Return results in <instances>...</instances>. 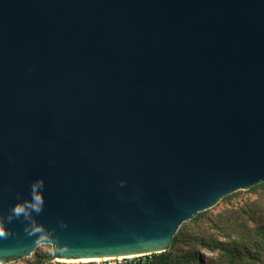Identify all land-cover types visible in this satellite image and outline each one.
<instances>
[{"label": "water", "instance_id": "1", "mask_svg": "<svg viewBox=\"0 0 264 264\" xmlns=\"http://www.w3.org/2000/svg\"><path fill=\"white\" fill-rule=\"evenodd\" d=\"M41 177L46 243L6 219ZM261 182L264 0H0V262L161 252Z\"/></svg>", "mask_w": 264, "mask_h": 264}, {"label": "trees", "instance_id": "2", "mask_svg": "<svg viewBox=\"0 0 264 264\" xmlns=\"http://www.w3.org/2000/svg\"><path fill=\"white\" fill-rule=\"evenodd\" d=\"M257 187L262 189L253 197L183 222L170 246L154 253L153 264H264V182L250 189Z\"/></svg>", "mask_w": 264, "mask_h": 264}, {"label": "clouds", "instance_id": "3", "mask_svg": "<svg viewBox=\"0 0 264 264\" xmlns=\"http://www.w3.org/2000/svg\"><path fill=\"white\" fill-rule=\"evenodd\" d=\"M44 180L38 178L30 185V198L20 199L21 194L17 193V202L12 206L7 215V223L13 219H23L25 223V233L35 237L36 243L48 242L52 233L40 222L36 215H39L44 207L43 196ZM34 213L36 215H34ZM63 223V222H62ZM11 235L10 230L6 228V221L3 215H0V239H7Z\"/></svg>", "mask_w": 264, "mask_h": 264}, {"label": "built area", "instance_id": "4", "mask_svg": "<svg viewBox=\"0 0 264 264\" xmlns=\"http://www.w3.org/2000/svg\"><path fill=\"white\" fill-rule=\"evenodd\" d=\"M154 253H135L127 255L102 256L97 259L79 260L56 256L53 251L50 255L39 259L38 264H153ZM20 258L7 259L0 264H19Z\"/></svg>", "mask_w": 264, "mask_h": 264}, {"label": "rangeland", "instance_id": "5", "mask_svg": "<svg viewBox=\"0 0 264 264\" xmlns=\"http://www.w3.org/2000/svg\"><path fill=\"white\" fill-rule=\"evenodd\" d=\"M261 187H257V188H254V189H241V190H237L231 194H228L226 196H224L223 198H221L214 206H212L211 208L209 209H206V212H204V216L208 215L209 213L211 212H215L217 210H219L222 206L224 205H227V204H235L237 202H239L240 200H242L243 198L245 197H253L257 192L261 191ZM188 221V220H187ZM185 221L184 225H190L192 222H187ZM205 226H209L210 223L206 222L204 223ZM52 252V249L50 247V245L48 244H40L38 245L34 252L27 256V257H22L20 258L19 260V264H35V260L37 258H42V257H45V256H48L50 255ZM204 254H208V255H211V252H208L206 250H201V253ZM201 260L203 261V258H201Z\"/></svg>", "mask_w": 264, "mask_h": 264}, {"label": "bare ground", "instance_id": "6", "mask_svg": "<svg viewBox=\"0 0 264 264\" xmlns=\"http://www.w3.org/2000/svg\"><path fill=\"white\" fill-rule=\"evenodd\" d=\"M127 255V254H126ZM130 255V254H129ZM98 257H80L79 260L97 259Z\"/></svg>", "mask_w": 264, "mask_h": 264}]
</instances>
